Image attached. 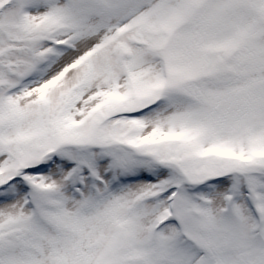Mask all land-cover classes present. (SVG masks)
<instances>
[{"label":"snow or ice","instance_id":"1","mask_svg":"<svg viewBox=\"0 0 264 264\" xmlns=\"http://www.w3.org/2000/svg\"><path fill=\"white\" fill-rule=\"evenodd\" d=\"M0 264H264V0H0Z\"/></svg>","mask_w":264,"mask_h":264}]
</instances>
